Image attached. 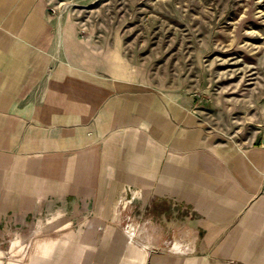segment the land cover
<instances>
[{
	"label": "crops",
	"instance_id": "1",
	"mask_svg": "<svg viewBox=\"0 0 264 264\" xmlns=\"http://www.w3.org/2000/svg\"><path fill=\"white\" fill-rule=\"evenodd\" d=\"M54 20L45 0H0V195L133 181L191 264H264V140L226 136L192 96L145 93L112 56L81 59Z\"/></svg>",
	"mask_w": 264,
	"mask_h": 264
},
{
	"label": "rangeland",
	"instance_id": "2",
	"mask_svg": "<svg viewBox=\"0 0 264 264\" xmlns=\"http://www.w3.org/2000/svg\"><path fill=\"white\" fill-rule=\"evenodd\" d=\"M45 2L54 23L74 28L81 59L112 56L145 93L192 96L226 136L264 140V0ZM108 190L1 194L0 264H191L198 251L176 242L167 213L155 220L153 196L129 180Z\"/></svg>",
	"mask_w": 264,
	"mask_h": 264
}]
</instances>
